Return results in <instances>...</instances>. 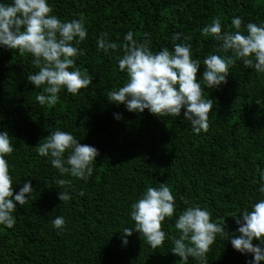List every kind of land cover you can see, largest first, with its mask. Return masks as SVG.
<instances>
[{
  "label": "trees",
  "instance_id": "16d2710c",
  "mask_svg": "<svg viewBox=\"0 0 264 264\" xmlns=\"http://www.w3.org/2000/svg\"><path fill=\"white\" fill-rule=\"evenodd\" d=\"M47 2L62 21H84L87 37L78 45L84 55L75 63L93 81L76 96L62 90L57 104L41 106L36 96L42 88L27 81L38 71L31 55L0 46V132L12 137L14 151L5 158L13 193L28 182L35 190L28 204L17 205L13 228L0 225V264H179L168 237L178 236L174 225L188 206L185 201L210 210L213 221L226 219L225 231L238 235L232 214L251 210L264 199L259 192L264 173V74L237 60L229 68L227 83L207 89L202 81L204 59L226 54L217 53L219 42L201 31L215 17L220 18L222 31H232L231 20L239 17L246 34L248 23L264 24V0ZM129 31L138 40L149 33L153 52L191 44L193 59L201 61L197 79L205 99L214 101L207 132L193 133L183 109L178 118L158 119L148 110L129 112L125 105L108 101L107 94L127 82L118 65L123 50L105 53L98 49L97 40L104 33L122 45ZM176 33L181 34L180 40L173 39ZM117 114L121 119L115 118ZM57 129L99 151L87 182L61 177L51 158L38 154L40 141ZM61 178L72 179L71 187L61 188L56 183ZM160 183L172 189L176 213L163 222V246L152 249L135 231L131 236L122 233L126 227L134 228L131 204L147 187L158 188ZM65 190L71 198L61 202L59 191ZM57 216L65 220L63 229L53 226ZM252 259L219 237L208 254V264H252ZM188 264L198 261L190 257Z\"/></svg>",
  "mask_w": 264,
  "mask_h": 264
},
{
  "label": "clouds",
  "instance_id": "9594fccd",
  "mask_svg": "<svg viewBox=\"0 0 264 264\" xmlns=\"http://www.w3.org/2000/svg\"><path fill=\"white\" fill-rule=\"evenodd\" d=\"M53 9L47 0H13L11 4L0 3V46L21 55L30 54L32 64L38 71L27 77V81L42 91L36 96L41 105L53 106L58 103L62 90L76 96L80 90L87 89L93 78L87 70L76 67V60L84 52L78 45L87 37L84 21L73 19L65 22L52 14ZM243 21L239 17L231 20L232 31H222L221 20L215 17L202 28L201 35L211 36L219 42L217 53L210 54L204 61L205 71L202 81L207 89L219 88L227 83L229 68L237 60L245 68H252L264 74V24L248 23L246 34L242 30ZM150 34L144 33L138 40L132 31L124 36V43L118 45L102 33L97 40L98 49L105 53L109 49L122 48L123 55L118 65L126 72L127 82L118 90L107 94L110 103L123 104L129 112L150 114L160 117H180L182 109L184 120L189 122L195 134L209 129V113L213 99H205L201 80L197 79L201 65L193 59L191 44H175L172 51L163 48L153 52L150 48ZM180 40L181 34L173 35ZM190 40V37H185ZM230 54V55H228ZM117 120L120 115L115 116ZM14 151L12 137L7 131L0 132V225L8 229L16 223L14 213L17 205L28 204L35 191L30 182L20 191L13 193V180L5 157ZM42 157H50L51 165L61 177H72L87 182L92 176L99 151L90 145L81 144L74 135L62 130L51 132L37 145ZM61 187H71L72 179L61 178L56 181ZM259 192L264 194V173H261ZM80 195H83L81 192ZM67 190L60 192L61 202L70 200ZM188 206L175 220L178 236H170L171 252L179 257V264H188L189 258L198 264H208V254L217 237L230 240L233 249L242 255L250 254L252 264L264 262V199L256 202L251 210L244 209L233 213L238 226V235L225 231L223 218L213 221L212 213L198 204L185 201ZM176 213V200L172 189L165 183L159 187H147L142 196L130 206V218L134 228H124L123 236H131L135 231L143 236L152 249L163 246L166 234L163 222L171 220ZM56 229H63L65 220L57 216L53 220ZM259 241L257 245L253 241ZM123 243L126 245L127 240Z\"/></svg>",
  "mask_w": 264,
  "mask_h": 264
}]
</instances>
